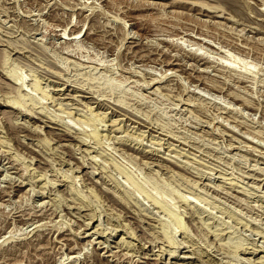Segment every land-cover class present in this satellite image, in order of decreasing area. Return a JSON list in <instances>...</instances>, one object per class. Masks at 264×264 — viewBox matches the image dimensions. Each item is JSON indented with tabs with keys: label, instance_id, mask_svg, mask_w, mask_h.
Returning <instances> with one entry per match:
<instances>
[{
	"label": "rangeland",
	"instance_id": "obj_1",
	"mask_svg": "<svg viewBox=\"0 0 264 264\" xmlns=\"http://www.w3.org/2000/svg\"><path fill=\"white\" fill-rule=\"evenodd\" d=\"M0 264H264V0H0Z\"/></svg>",
	"mask_w": 264,
	"mask_h": 264
},
{
	"label": "bare ground",
	"instance_id": "obj_2",
	"mask_svg": "<svg viewBox=\"0 0 264 264\" xmlns=\"http://www.w3.org/2000/svg\"><path fill=\"white\" fill-rule=\"evenodd\" d=\"M230 3V2H229ZM232 5H233V3H232ZM77 33V32H76Z\"/></svg>",
	"mask_w": 264,
	"mask_h": 264
}]
</instances>
